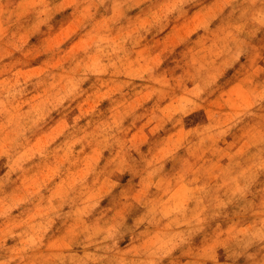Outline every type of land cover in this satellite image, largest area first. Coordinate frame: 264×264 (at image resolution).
<instances>
[{
  "label": "clouds",
  "instance_id": "1",
  "mask_svg": "<svg viewBox=\"0 0 264 264\" xmlns=\"http://www.w3.org/2000/svg\"><path fill=\"white\" fill-rule=\"evenodd\" d=\"M0 264H264V0H0Z\"/></svg>",
  "mask_w": 264,
  "mask_h": 264
}]
</instances>
